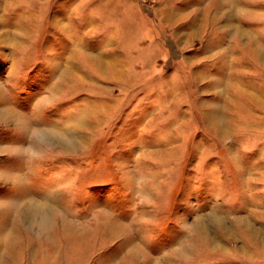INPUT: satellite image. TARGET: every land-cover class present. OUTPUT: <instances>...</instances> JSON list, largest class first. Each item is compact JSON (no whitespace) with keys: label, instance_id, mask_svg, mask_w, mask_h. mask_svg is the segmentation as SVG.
Instances as JSON below:
<instances>
[{"label":"rangeland","instance_id":"obj_1","mask_svg":"<svg viewBox=\"0 0 264 264\" xmlns=\"http://www.w3.org/2000/svg\"><path fill=\"white\" fill-rule=\"evenodd\" d=\"M256 46L264 0H0V259L264 264Z\"/></svg>","mask_w":264,"mask_h":264},{"label":"bare ground","instance_id":"obj_2","mask_svg":"<svg viewBox=\"0 0 264 264\" xmlns=\"http://www.w3.org/2000/svg\"><path fill=\"white\" fill-rule=\"evenodd\" d=\"M231 3V2H230ZM236 5V4H235ZM230 6V5H229ZM243 7V6H242ZM228 8V7H227ZM240 8V7H239ZM234 9V8H233ZM234 10H236V8L234 9ZM230 11V10H229ZM59 24V23H58ZM60 25V24H59ZM60 27H63L62 26V24L60 25ZM247 31V30H246ZM245 31V32H246ZM258 44V43H257ZM255 46V45H254ZM257 48H258V51L260 50V49H262L263 51H261V52H264V48L263 47H261V46H256ZM256 48V49H257ZM260 48V49H259ZM257 51V50H256ZM257 51V52H258ZM74 52H73V50H72V52H71V55L73 54ZM260 55H261V53H260ZM93 59V58H92ZM91 59V60H92ZM94 60V59H93ZM95 60H96V58H95ZM102 62V61H101ZM100 62V63H101ZM117 62H119V61H117V60H115V59H113V60H108V61H105V62H103L102 64H103V67L104 66H108V68H117L120 64L119 63H117ZM105 64V65H104ZM118 65V66H117ZM102 67V66H101ZM68 68V67H67ZM62 70V69H61ZM67 70V69H66ZM69 70V69H68ZM117 70V69H116ZM75 72V71H74ZM73 73V72H72ZM76 74V73H75ZM68 76V75H67ZM237 83V82H236ZM234 84V83H233ZM241 87V86H240ZM244 87V86H243ZM246 88V87H245ZM249 89V88H248ZM251 89V88H250ZM247 94V93H246ZM248 95H249V98H251L254 102H256V103H260L261 105H263L264 106V97H263V94H258V93H254V92H250V93H248ZM5 107V109L6 108H8V106L6 105V106H4ZM101 108V107H100ZM4 109V108H3ZM7 111H8V109H6ZM4 111V110H3ZM10 111V110H9ZM6 112V111H5ZM4 112V113H5ZM1 113V112H0ZM8 114V113H7ZM215 114V113H214ZM5 115V114H4ZM10 115V114H9ZM213 115V113H211L210 112V114H209V112H208V115H207V118L209 119V120H211V121H213V122H215L217 125L219 124V122H220V119L217 117V116H212ZM88 118V117H87ZM219 126V125H218ZM76 127V126H75ZM78 127H80V126H78ZM222 129L223 128H221V129H219V131H220V133H223V131H222ZM78 136H79V140H76V142L75 141H70V143H68V145H71V146H75V145H77L76 143L77 142H79V141H82L83 139H84V137L83 136H81V135H79L78 134ZM240 167V166H239ZM244 168V167H243ZM258 169V168H257ZM248 174V173H247ZM217 217V216H216ZM219 217V216H218ZM204 225V224H203ZM198 227V226H197ZM233 228V227H232ZM200 229V228H199ZM6 230V229H5ZM4 230V231H5ZM3 231V232H4ZM10 232V231H9ZM1 233V232H0ZM11 234H12V232H10ZM202 235L204 236V234L202 233ZM13 236H14V234H13ZM12 236V237H13ZM11 237V236H10ZM211 239V238H210ZM9 240V239H8ZM13 241V240H12ZM10 242H11V240H10ZM220 243V242H219ZM215 244H216V242H215ZM10 245V244H9ZM14 245V244H13ZM1 247V246H0ZM2 249V248H1ZM13 249V248H12ZM14 250V249H13ZM4 251V250H3ZM6 252V251H5ZM9 252H11V251H9ZM4 252H2V254H3ZM1 253H0V256L2 255ZM7 254V253H6ZM12 255H14V254H12ZM10 256V255H9ZM0 260H2L1 262H0V264H11L8 260H5V259H0Z\"/></svg>","mask_w":264,"mask_h":264}]
</instances>
